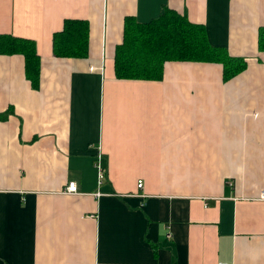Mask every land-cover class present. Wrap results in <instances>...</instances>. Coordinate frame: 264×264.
<instances>
[{
	"label": "crops",
	"instance_id": "0c3cea01",
	"mask_svg": "<svg viewBox=\"0 0 264 264\" xmlns=\"http://www.w3.org/2000/svg\"><path fill=\"white\" fill-rule=\"evenodd\" d=\"M164 8L245 70L115 79L123 18ZM65 19L87 22L86 58L52 56ZM259 29L264 0H0V35L39 58L33 90L22 58L0 55V264H264Z\"/></svg>",
	"mask_w": 264,
	"mask_h": 264
},
{
	"label": "trees",
	"instance_id": "16d2710c",
	"mask_svg": "<svg viewBox=\"0 0 264 264\" xmlns=\"http://www.w3.org/2000/svg\"><path fill=\"white\" fill-rule=\"evenodd\" d=\"M88 24L82 20L65 19L51 36L54 58L84 59L87 57ZM258 50L264 51V29L258 32ZM0 55L20 56L25 79L37 89L39 58L35 44L28 39L0 35ZM166 62L209 63L221 66V80L228 81L245 70V61L230 57L223 48L207 42L201 25L189 23L185 16L164 8L147 22L137 23L124 17L122 37L113 52V76L117 80L159 81ZM5 115H0L4 120Z\"/></svg>",
	"mask_w": 264,
	"mask_h": 264
},
{
	"label": "built area",
	"instance_id": "2783aa9c",
	"mask_svg": "<svg viewBox=\"0 0 264 264\" xmlns=\"http://www.w3.org/2000/svg\"><path fill=\"white\" fill-rule=\"evenodd\" d=\"M98 172H97V179H98V183L100 181V179L102 178V171L99 170V168H97ZM141 187V183L140 181H138L136 183V188H140ZM75 192V187L73 185V183H69L66 187H65V194H72ZM260 200H264V192H261L259 195Z\"/></svg>",
	"mask_w": 264,
	"mask_h": 264
}]
</instances>
